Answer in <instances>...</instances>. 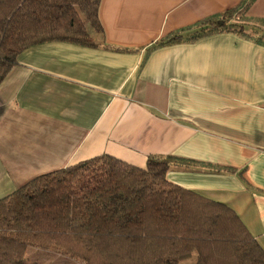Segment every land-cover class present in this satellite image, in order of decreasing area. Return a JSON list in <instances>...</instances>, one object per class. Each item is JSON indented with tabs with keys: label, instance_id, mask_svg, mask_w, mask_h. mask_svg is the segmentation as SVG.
Masks as SVG:
<instances>
[{
	"label": "crops",
	"instance_id": "0c3cea01",
	"mask_svg": "<svg viewBox=\"0 0 264 264\" xmlns=\"http://www.w3.org/2000/svg\"><path fill=\"white\" fill-rule=\"evenodd\" d=\"M237 7L245 34L158 43ZM98 18L97 46L29 47L0 82V198L101 154L170 155L166 178L226 204L264 250V0H100Z\"/></svg>",
	"mask_w": 264,
	"mask_h": 264
},
{
	"label": "trees",
	"instance_id": "16d2710c",
	"mask_svg": "<svg viewBox=\"0 0 264 264\" xmlns=\"http://www.w3.org/2000/svg\"><path fill=\"white\" fill-rule=\"evenodd\" d=\"M100 0H0V82L25 49L52 41L97 46ZM241 10L244 5L239 6ZM233 8L161 39L169 44L247 29ZM254 31V30H253ZM175 157L137 167L101 154L36 176L0 198V264H38L29 247L84 264H264V250L226 204L170 182Z\"/></svg>",
	"mask_w": 264,
	"mask_h": 264
},
{
	"label": "rangeland",
	"instance_id": "374dc122",
	"mask_svg": "<svg viewBox=\"0 0 264 264\" xmlns=\"http://www.w3.org/2000/svg\"><path fill=\"white\" fill-rule=\"evenodd\" d=\"M25 259L29 262L38 264H84L79 259H73L62 255L56 247H52L48 250L29 247L25 253ZM195 261L196 253L193 252L190 258L181 260L179 264H195Z\"/></svg>",
	"mask_w": 264,
	"mask_h": 264
}]
</instances>
